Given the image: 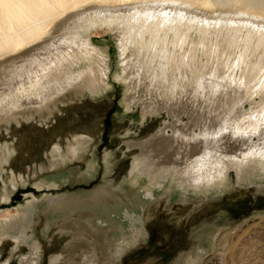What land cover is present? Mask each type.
Here are the masks:
<instances>
[{"label":"bare ground","instance_id":"bare-ground-1","mask_svg":"<svg viewBox=\"0 0 264 264\" xmlns=\"http://www.w3.org/2000/svg\"><path fill=\"white\" fill-rule=\"evenodd\" d=\"M94 28L111 33L118 45L115 76L125 86L126 107L141 108L143 120L162 111L172 119L136 144L144 151L131 173L138 187L152 196L155 187L179 189L184 198L212 194L225 187L232 170L240 181L264 182V5L251 1L221 8L213 0H0V123L19 115L30 119L34 112L45 118L66 93L96 95L110 87L111 55L93 44ZM255 53L260 60L252 66ZM89 143V136H76L72 153L81 154ZM5 149L0 147V174L6 154L13 153ZM62 151L55 146L53 154ZM64 197L57 208L90 204L88 197ZM35 205L16 219L21 226L34 220ZM91 210L113 223L124 221L101 203ZM6 212L0 213V244L15 229ZM142 227L132 243L143 236ZM231 234L221 243L222 264L261 262L264 214ZM217 240L211 249H218ZM29 246L21 264H39L40 242Z\"/></svg>","mask_w":264,"mask_h":264},{"label":"rangeland","instance_id":"rangeland-1","mask_svg":"<svg viewBox=\"0 0 264 264\" xmlns=\"http://www.w3.org/2000/svg\"><path fill=\"white\" fill-rule=\"evenodd\" d=\"M232 1L213 3L226 8ZM246 1L264 5V0ZM90 36L95 46L111 55L108 89L96 95L72 91L63 95L45 118L34 112L30 119L19 115L0 123V147L6 153L7 147L13 151L11 156L6 154L0 174V213L7 211L11 223L31 203L36 204L34 220L25 227L17 220L13 232L3 237L0 264H21V258L30 254L29 242L35 241L40 242L43 253L39 264H222L221 243L230 238L231 232L264 214L263 180L240 181L232 170L229 183L217 193L184 198L179 189L155 187L159 197L155 193L147 195L149 189L138 187L131 179L133 165L144 153L136 144L150 139L172 119L162 111L143 120L141 108L126 107L125 86L115 76L121 64L113 35L94 28ZM259 60L255 53L248 63L253 66ZM0 69V77H4V67ZM259 75L264 77V61ZM184 121H188L185 116ZM81 134L89 136L90 143L81 154L74 155L71 142ZM55 146L63 150L58 156L53 154ZM53 182L57 185L50 186ZM64 196L88 197L90 204L62 203L57 208L65 201ZM96 202L124 221L113 223L104 213L93 212ZM137 217L143 224L135 221ZM140 227L143 236L132 243ZM216 239L218 249L213 250ZM120 245L123 250L117 255ZM55 256L60 260L52 262ZM262 257L257 264H264Z\"/></svg>","mask_w":264,"mask_h":264}]
</instances>
